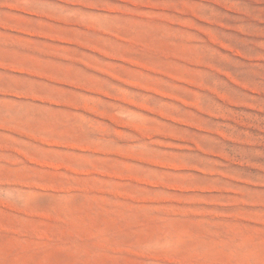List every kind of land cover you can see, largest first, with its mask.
<instances>
[{"label":"rangeland","instance_id":"1","mask_svg":"<svg viewBox=\"0 0 264 264\" xmlns=\"http://www.w3.org/2000/svg\"><path fill=\"white\" fill-rule=\"evenodd\" d=\"M0 264H264V0H0Z\"/></svg>","mask_w":264,"mask_h":264}]
</instances>
